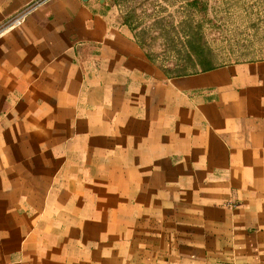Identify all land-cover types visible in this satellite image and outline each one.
<instances>
[{
  "label": "crops",
  "instance_id": "crops-1",
  "mask_svg": "<svg viewBox=\"0 0 264 264\" xmlns=\"http://www.w3.org/2000/svg\"><path fill=\"white\" fill-rule=\"evenodd\" d=\"M0 264H264V59L168 76L115 0L1 35Z\"/></svg>",
  "mask_w": 264,
  "mask_h": 264
},
{
  "label": "rangeland",
  "instance_id": "rangeland-1",
  "mask_svg": "<svg viewBox=\"0 0 264 264\" xmlns=\"http://www.w3.org/2000/svg\"><path fill=\"white\" fill-rule=\"evenodd\" d=\"M116 2V0H115ZM123 16L131 12L134 33L145 50L162 65L171 66L179 57L176 48H168L160 34L162 25L181 29L189 15L193 23H202L205 44L216 62L264 59V0H118ZM157 19H164L157 23ZM142 29L145 32L142 33ZM141 32V33H140ZM179 34L176 45L180 47Z\"/></svg>",
  "mask_w": 264,
  "mask_h": 264
},
{
  "label": "trees",
  "instance_id": "trees-1",
  "mask_svg": "<svg viewBox=\"0 0 264 264\" xmlns=\"http://www.w3.org/2000/svg\"><path fill=\"white\" fill-rule=\"evenodd\" d=\"M187 2V4H191L196 3L197 0H187ZM116 3H119L118 0H116ZM132 16H135L133 12L123 17L124 22L127 23L132 30H134L135 27L132 25L131 20ZM156 22L163 23L164 19H157ZM181 24V29L174 25L168 24L162 25L160 29V34L165 40L167 47L173 48L175 46L174 48H176V51L179 54V57H177L171 66L160 64L154 56L147 52L149 58L153 62L159 64L168 76L198 73L233 62L214 61V59L211 57V49L205 44L202 23L197 22L194 24L193 18L189 15L182 20ZM143 32H145V29H142V33ZM134 34L136 40L141 46H143L141 39L138 37V35H140L139 32ZM179 34H182L183 36V44L180 47H177L175 43Z\"/></svg>",
  "mask_w": 264,
  "mask_h": 264
},
{
  "label": "built area",
  "instance_id": "built-area-1",
  "mask_svg": "<svg viewBox=\"0 0 264 264\" xmlns=\"http://www.w3.org/2000/svg\"><path fill=\"white\" fill-rule=\"evenodd\" d=\"M48 1L49 0H32L29 4L20 9L17 13L9 17L4 21V23L0 25V36L9 30L21 26L32 11H34L41 5H44Z\"/></svg>",
  "mask_w": 264,
  "mask_h": 264
}]
</instances>
